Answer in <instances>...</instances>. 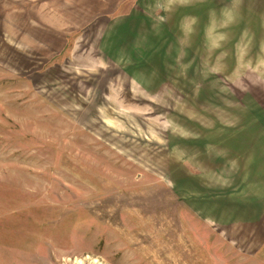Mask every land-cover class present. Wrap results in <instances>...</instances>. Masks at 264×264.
<instances>
[{"label": "rangeland", "instance_id": "obj_1", "mask_svg": "<svg viewBox=\"0 0 264 264\" xmlns=\"http://www.w3.org/2000/svg\"><path fill=\"white\" fill-rule=\"evenodd\" d=\"M0 264H264V0H0Z\"/></svg>", "mask_w": 264, "mask_h": 264}]
</instances>
